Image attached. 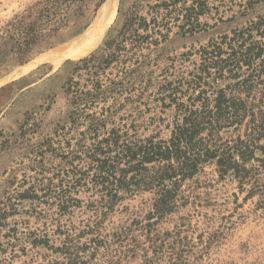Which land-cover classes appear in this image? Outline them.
Listing matches in <instances>:
<instances>
[{
	"label": "rangeland",
	"instance_id": "1",
	"mask_svg": "<svg viewBox=\"0 0 264 264\" xmlns=\"http://www.w3.org/2000/svg\"><path fill=\"white\" fill-rule=\"evenodd\" d=\"M44 1L0 0V264H264V0H85L19 55ZM218 91L240 112L213 141H243L249 180L133 158Z\"/></svg>",
	"mask_w": 264,
	"mask_h": 264
},
{
	"label": "trees",
	"instance_id": "2",
	"mask_svg": "<svg viewBox=\"0 0 264 264\" xmlns=\"http://www.w3.org/2000/svg\"><path fill=\"white\" fill-rule=\"evenodd\" d=\"M84 1L46 0L31 7L27 14L16 18L10 29L14 31L18 40H16L18 54L24 55L41 40L50 38L51 35L58 32L61 27L66 25L72 15L80 12ZM250 31L252 29H247V32ZM233 33L237 37L244 35L242 32L237 33V31ZM222 39L223 41L230 40L235 42V38L230 39L228 35ZM110 45L111 43H106L107 47H110ZM216 47L217 45L214 46V48ZM217 48L219 49V47ZM218 52L220 53L221 50L219 49ZM87 61L88 59H84L79 63H86ZM235 101L233 99L226 100L224 93L218 91L212 102L209 98L206 99V103L203 104L201 110L191 111L189 117H184L182 125L177 126L169 142L160 145L150 143L147 146L140 147L138 152L133 155V158L141 154V161L144 164L161 163L158 166V170L162 173L161 178L163 179L173 178L177 175L183 178L190 176L198 170L200 163L216 160L221 173L228 174L233 171L236 176H240L246 182V180L251 178L250 171L252 170L246 167V157L252 154L250 149L244 147L245 151L242 150L243 141L241 139L237 140L233 145L231 143H216V141H213L216 129L224 126L228 121L226 116L229 118L236 117L237 119L231 123L235 124L234 122H236L238 124L236 113L240 111L235 107ZM211 103L214 104L212 109L210 108ZM205 131L208 132L207 136L202 138L201 136ZM208 142H211L213 147H208ZM235 152L239 154L241 161L235 157ZM140 166L142 165H135V167ZM164 194L159 199V202L163 205L167 204L165 201L170 192L166 190Z\"/></svg>",
	"mask_w": 264,
	"mask_h": 264
},
{
	"label": "bare ground",
	"instance_id": "3",
	"mask_svg": "<svg viewBox=\"0 0 264 264\" xmlns=\"http://www.w3.org/2000/svg\"><path fill=\"white\" fill-rule=\"evenodd\" d=\"M114 1L115 0H112V1H110L108 4H107V6H106V10H109V12L111 13L112 11V14H114V10H115V4H114ZM94 35H96V34H94ZM93 35V36H94ZM98 35V34H97ZM97 35L95 36V38H93V36H88V37H92V39H90V38H88L87 36L84 38V39H82L81 40V42L79 43L78 42V45H80L79 46V48L80 47H83V48H86V47H88V46H90L91 44H93V42L95 41V39H96V37H97ZM87 38V39H86ZM98 38V37H97ZM86 39V40H85ZM90 39V40H89ZM97 40V39H96ZM80 41V40H79ZM84 54V51H82V50H80V51H77L76 53H74V56H81V55H83ZM78 57V58H79ZM82 57V56H81Z\"/></svg>",
	"mask_w": 264,
	"mask_h": 264
}]
</instances>
